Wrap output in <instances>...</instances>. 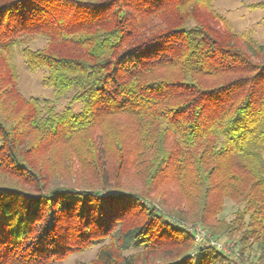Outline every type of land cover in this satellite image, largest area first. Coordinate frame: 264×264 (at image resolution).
<instances>
[{
    "label": "trees",
    "instance_id": "16d2710c",
    "mask_svg": "<svg viewBox=\"0 0 264 264\" xmlns=\"http://www.w3.org/2000/svg\"><path fill=\"white\" fill-rule=\"evenodd\" d=\"M213 2L0 0V264H228L172 221L264 264V44ZM18 56L69 105L25 97Z\"/></svg>",
    "mask_w": 264,
    "mask_h": 264
},
{
    "label": "rangeland",
    "instance_id": "374dc122",
    "mask_svg": "<svg viewBox=\"0 0 264 264\" xmlns=\"http://www.w3.org/2000/svg\"><path fill=\"white\" fill-rule=\"evenodd\" d=\"M264 1V0H214L213 4L215 9L227 20L228 25L240 34H245L256 41L258 44H264V10H252L250 6L254 3ZM44 45L43 40H38L34 47L39 46L42 47ZM17 66L20 73L19 85L21 92L27 98L36 97L40 99H51L58 110H63L71 100L72 95L61 97L56 100L53 91L49 88H45L42 80H43V72H35L31 73L25 67L23 60L21 57H17ZM80 108L79 105L74 106V110L78 111ZM133 123L129 119H119L118 122H114V124H118L114 127V124L108 122L103 127L94 130V135H100L104 132H111L115 136L123 135V139L132 135ZM120 124L122 127H120ZM111 126L113 129H111ZM72 163L78 166V161L73 157H70ZM57 163L61 164L64 162L63 157H54ZM172 191L173 197L178 198V190L173 187H169ZM225 210L222 213L221 217L225 218L224 220L230 221L233 217L234 212L237 210V205H235L232 201H226ZM212 221L215 219H211ZM218 220V219H217ZM172 221V220H171ZM173 224H178L179 227L186 230L193 237V251L197 253L199 250L210 247L215 249L216 251L222 252L228 260V264H251L247 262V259H241L240 254L238 253V247L235 245V242L230 240L229 238L212 234L210 228L203 226L201 224H195L192 222L186 224H179L178 222L172 221ZM199 231H205V237L201 238L202 233ZM213 242L225 243L226 248L218 249V246L213 245ZM99 246H95L90 250L69 257L65 262L61 264H89L93 260H95ZM131 253V252H130Z\"/></svg>",
    "mask_w": 264,
    "mask_h": 264
},
{
    "label": "built area",
    "instance_id": "2783aa9c",
    "mask_svg": "<svg viewBox=\"0 0 264 264\" xmlns=\"http://www.w3.org/2000/svg\"><path fill=\"white\" fill-rule=\"evenodd\" d=\"M200 233H202V235L200 236L201 238H203V237H205V235H206V232L205 231H199ZM212 244L213 245H216V246H218V249H222V248H226L227 246L226 245H224L225 243H217V242H213L212 241Z\"/></svg>",
    "mask_w": 264,
    "mask_h": 264
}]
</instances>
